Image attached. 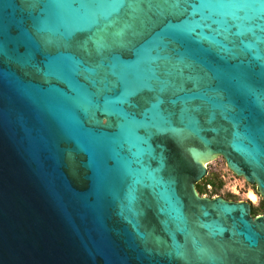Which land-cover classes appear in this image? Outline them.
Masks as SVG:
<instances>
[{
    "label": "water",
    "instance_id": "95a60500",
    "mask_svg": "<svg viewBox=\"0 0 264 264\" xmlns=\"http://www.w3.org/2000/svg\"><path fill=\"white\" fill-rule=\"evenodd\" d=\"M264 0H0V264H264Z\"/></svg>",
    "mask_w": 264,
    "mask_h": 264
},
{
    "label": "flooded vegetation",
    "instance_id": "af4514ba",
    "mask_svg": "<svg viewBox=\"0 0 264 264\" xmlns=\"http://www.w3.org/2000/svg\"><path fill=\"white\" fill-rule=\"evenodd\" d=\"M220 158H223L225 161L226 159L221 156L213 161H210L208 163L205 164L206 168H207V174L198 182H196V188L198 190V185H206V182H207V179L211 178V177H217L218 179V182L222 183L221 185L224 186L223 183H225V179L226 177L224 176V174H222L221 176H218V174H212L211 172V169H210V164H212L214 161L220 159ZM226 164H227V161H226ZM228 166V165H227ZM229 168V167H228ZM230 169V168H229ZM230 171L232 172L233 176H236V177H239V178H242L243 181H244V184L242 186H240V189L243 190V189H246L244 191V195H246V198H239L238 196H233L231 193H235L236 191L235 190H232V189H229V195L228 194H223L220 192V189L217 191L214 187L213 184L211 183H208L206 186H207V190L205 193L201 194L200 191L198 190L200 196L202 197H209V198H218V197H223L224 199H227V200H231V201H236V202H249L251 204V209H252V216L254 218L256 217H260V216H264V211H260L258 212L257 214H254L253 213V206H260L261 205V202H262V199H264V197L261 195L259 189H258V186L256 184H252L251 182H249L244 176H240V175H237L236 173H234L231 169ZM238 184L234 187L236 190L238 189ZM246 186H249L248 188ZM254 192L256 195H257V200L254 201L250 198V194Z\"/></svg>",
    "mask_w": 264,
    "mask_h": 264
},
{
    "label": "rangeland",
    "instance_id": "374dc122",
    "mask_svg": "<svg viewBox=\"0 0 264 264\" xmlns=\"http://www.w3.org/2000/svg\"><path fill=\"white\" fill-rule=\"evenodd\" d=\"M210 169H211L212 174H218V176H221L222 174H224V176L226 177L225 183H223L224 186H221L220 188L221 193L228 194L229 189H232L236 191L235 193H231L233 196H238L239 198H244V199L246 198V195H244V191L246 189H243V190L240 189V186L244 184L243 179L233 176L232 172L230 171V169L228 168L226 164V161L223 158H220L214 161L212 164H210ZM237 184L239 186H238V189L236 190L234 187ZM246 187L248 188L249 186H246Z\"/></svg>",
    "mask_w": 264,
    "mask_h": 264
},
{
    "label": "trees",
    "instance_id": "16d2710c",
    "mask_svg": "<svg viewBox=\"0 0 264 264\" xmlns=\"http://www.w3.org/2000/svg\"><path fill=\"white\" fill-rule=\"evenodd\" d=\"M208 183H211L214 185L215 189L218 191L221 188V184L220 182H218L217 177H211L209 179H207L206 185ZM204 185H198V190L200 191L201 194L205 193L207 190V186ZM260 211H264V199H262L261 205L260 206H253V213L257 214Z\"/></svg>",
    "mask_w": 264,
    "mask_h": 264
},
{
    "label": "bare ground",
    "instance_id": "6f19581e",
    "mask_svg": "<svg viewBox=\"0 0 264 264\" xmlns=\"http://www.w3.org/2000/svg\"><path fill=\"white\" fill-rule=\"evenodd\" d=\"M250 198L254 201L257 200V195L255 193L250 194Z\"/></svg>",
    "mask_w": 264,
    "mask_h": 264
}]
</instances>
